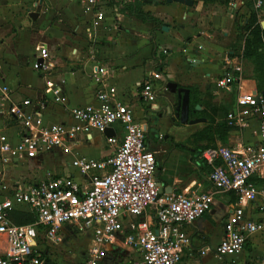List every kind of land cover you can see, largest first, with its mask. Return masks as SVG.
<instances>
[{
    "label": "crops",
    "instance_id": "obj_1",
    "mask_svg": "<svg viewBox=\"0 0 264 264\" xmlns=\"http://www.w3.org/2000/svg\"><path fill=\"white\" fill-rule=\"evenodd\" d=\"M255 1L219 0V3L227 2L228 5L225 16L221 18V23L225 26L223 28L225 35L229 34L227 31L229 28L244 34L243 25L254 11H256L260 26L264 27V2L256 10ZM135 2L136 0H98L92 8H89L75 0H43L42 2L0 0V25L3 22L23 25L13 38L4 36V33L0 31V79L10 88L6 105L17 104L22 107V101L29 99L32 105L26 110L32 109L33 106L36 107L37 102L43 96L45 81L50 80L60 86L67 103L65 105L56 103L46 95L43 121L46 124L73 125L74 120L69 113V108L96 104V92L99 85L91 79V69L92 65L97 62L105 65L109 70L104 79L106 87H114L115 99L132 109L136 121L147 125L145 145L154 153L157 165L156 179L161 192L188 195L207 193L213 197V204L208 212L193 223L183 226L189 243L182 249L180 264H262L264 233L249 235L243 249L235 256L220 259L215 255L213 248L223 235L224 222L234 204L231 201L232 194L219 193L213 189L208 181V169H200L204 167L200 153L195 157L193 155L196 152L195 148L186 144L191 135L190 129L186 127V124H177L172 118L170 120L168 106L164 103L163 96L157 97L156 102L159 107L152 110L149 103L144 101L140 95V84L149 78L151 72H157L156 68L162 62L165 63L160 74L163 77L164 73L171 76L172 71L178 66L176 62L179 58H181V63L183 62V56L185 61L193 67L192 69L199 68L204 76L213 80L229 70L230 66L224 64L217 75L215 70L220 54L216 52L217 54L214 53L216 58L205 59L203 45L202 48H198L200 51L187 47L185 48L186 53L178 51L184 49L183 40H181L184 31H178L170 25L168 20L172 21L178 17L180 4H166L164 0L141 1L140 7L143 11L150 12L162 21L157 28L154 22L144 21L135 15L133 6H130ZM30 12L38 13L37 17L32 19ZM97 12H102L103 18L97 25H94ZM183 17L186 20L187 15L184 14ZM182 23L179 25L181 30H188L190 26ZM164 24L168 26L166 32L161 29ZM237 32L239 46H241L244 38L241 40ZM41 44L47 45L50 59L54 54L59 55V59H56L51 69L43 75L32 68V62L37 53L36 47ZM197 44L200 45L198 42ZM163 50H166L167 54ZM16 52L22 54V60L17 58ZM172 52L176 54L168 57ZM228 53L232 55L234 52L228 49ZM185 55L188 57L186 58ZM211 63L213 65L209 66ZM183 65L186 67L185 62L182 67ZM174 81L180 85L176 80ZM240 83L243 89L257 91L254 79L240 80ZM207 86L208 83H206V88ZM160 94L163 93L159 92L158 95ZM229 94H233V105L237 94L236 84H234L233 93ZM148 105L149 108H146ZM159 109L162 110V114ZM164 113L167 115L162 116ZM112 130L113 136L120 141L123 133L122 127L115 125ZM0 134H6L12 140L17 141L20 134L18 122L6 114L1 115ZM228 135L235 136L238 140V142H233L229 139V145H227L229 147L243 142L255 143L258 140L257 135L252 134L251 130H232ZM167 141H171V145ZM174 144H182L187 151L186 148L179 149ZM112 150L113 146L108 143L104 133L98 131H93L91 135L79 133L71 141V152L63 153L61 150H56V152L34 159H14L5 166L0 163V173L9 184L14 182L26 185L36 184L49 174L70 176L81 182L82 176L71 167L70 161L79 155L96 159L106 158ZM46 158L49 159L48 165V161L45 162ZM159 166L160 169H158ZM32 170H35L34 174L29 173ZM258 184L264 186L259 182ZM246 213L251 219L261 217L260 213L250 208L246 209ZM150 214L151 212L147 210L135 220L150 222L152 219ZM128 221L129 218L123 219V233H117L113 241L106 245L105 255L109 258L107 264H134L140 261L139 251L123 244V238L128 231ZM78 234L84 235L87 241L82 249L81 259L77 263L81 264L92 242V231H78L70 223L61 225L58 230V235L62 239L67 238L73 244H77L73 236ZM43 237L44 241L46 239L44 234ZM41 243L37 238L36 251L46 256L47 245ZM205 247H208L210 251L203 254L201 251ZM5 250V239L0 236V254ZM121 256L123 257L120 258ZM103 262L104 257L100 264H106Z\"/></svg>",
    "mask_w": 264,
    "mask_h": 264
},
{
    "label": "built area",
    "instance_id": "obj_2",
    "mask_svg": "<svg viewBox=\"0 0 264 264\" xmlns=\"http://www.w3.org/2000/svg\"><path fill=\"white\" fill-rule=\"evenodd\" d=\"M75 1L89 8L98 2ZM263 2L256 0L255 9ZM102 18V12L95 13L94 25ZM36 52L32 68L43 75L53 66L47 45H38ZM229 62L230 58L227 60L229 70L215 80L217 87L229 93H233L236 84L235 101L226 114L227 125L236 131L251 130L258 140L230 147H208L200 154L211 169L208 181L213 189L236 197L224 222L223 235L213 248L220 259L238 254L249 235L264 233V186L256 181L264 179V93L243 89L239 77L234 74L239 67ZM108 73L105 65L98 62L92 65L91 79L99 85L96 104L70 107L69 113L74 120L70 126L43 121L46 95L56 103H67L60 86L46 80L43 96L36 107L26 110L32 105L29 99L22 101V107L6 105L10 88L0 79V116L12 117L18 122L20 131L17 141L0 134V163L3 166L14 159H34L56 150L71 152V141L79 133H103L115 125H120L123 131L120 141L116 136L107 137L113 150L106 158L79 155L70 161L71 167L82 176L81 182L70 176L49 174L36 184H9L0 173V236L6 242L0 264H49L41 260L36 251L37 227L42 226L45 238L55 242L59 227L69 223L78 231L91 230L93 234L81 264H100L103 248L117 233H123L125 218L129 221L123 244L140 253V261L134 264H180L182 249L189 243L183 226L208 212L213 197L207 193L161 192L156 181L154 153L145 145L147 125L136 121L132 109L115 99L114 87H106L104 83ZM160 78V73L151 72L140 84L141 98L152 110L158 109L156 101L160 87L156 80ZM247 208L257 211L261 217L251 219L246 213ZM14 210L34 213L35 222L14 223L10 218ZM147 210L151 212L150 222L135 220ZM206 251H210L208 247L201 252Z\"/></svg>",
    "mask_w": 264,
    "mask_h": 264
},
{
    "label": "rangeland",
    "instance_id": "obj_3",
    "mask_svg": "<svg viewBox=\"0 0 264 264\" xmlns=\"http://www.w3.org/2000/svg\"><path fill=\"white\" fill-rule=\"evenodd\" d=\"M193 1L194 2L192 6H186L180 4L181 6H180V10L178 11L179 12L178 17L173 19L172 21L168 20L170 25L177 28L178 31H184L182 33V39H181L183 40L182 44H184L183 47L184 49H179L178 51L179 52L182 51L183 53H186V49H185L186 47L200 51V49L198 48H202L203 45L205 47L203 48L205 59H210L215 57L214 53L216 52L220 54V57H218L219 62L218 64H216L217 69L215 70V73L217 75H219V69H221L224 64L225 66L228 65L227 60L230 58L229 64L231 63L233 66L239 67V71L237 72L234 71L235 72L234 74L237 77H239L240 80H246L248 78L255 80V74H258L259 77L261 78L263 76V73L261 71L264 70L261 69V71L255 72L253 62L243 57V51H244V40H242L243 38L241 39L242 45L239 46L238 36L236 35L237 31H233V28L231 29L229 28L227 30L229 34L227 35L224 34L223 28L225 26L223 23H221V18H223L226 14V9L228 7L227 2L219 3V0H193ZM184 14L187 15L186 20L183 17ZM183 20H185V22ZM182 21L185 24L182 23ZM180 23L184 24L185 26H190L194 29L188 27V30H181V28L179 27ZM156 26L157 28H159L158 25ZM22 27L23 25L19 26L16 23L12 24V23L3 22V24L0 25L1 28L0 31L4 33V36L13 38V36L16 35L15 33L19 32L22 29ZM197 42L200 45H198ZM228 49H231V51H233L234 53L232 55L229 54ZM18 53L19 52H16V55ZM165 53L167 54V52ZM175 54H176L175 52H172L169 54L168 57H171V55H175ZM21 55L22 54H18L17 58L21 59L22 58ZM185 56L186 58L188 57L187 55ZM56 59H59L58 54L52 55L50 62L54 63ZM182 60L183 62H185L186 67H184V65H183L184 68L182 67L183 62L181 63V58H179V60L176 62V65L178 66L176 70L172 71L171 76L164 73V77L160 75L161 78L156 80V83L160 87L157 91V97L163 96L164 103H166V101L169 100L172 104L169 107H173L176 104V95L168 92V90L166 89L167 81H169L170 79H174L181 86H185V87L189 86L194 89H197L196 95L194 96L200 100L199 105L201 108L200 110H198V113L204 112L205 114L212 116L217 121L222 120L225 111L228 109L230 110L233 106L232 105L233 94L226 93L224 90L216 86L215 80L217 79V77L215 80H213L212 78L209 79L207 76H204L203 72L199 70V68L192 69L193 67H191L188 64V61H185L183 56H182ZM210 65L212 66L213 63L209 64V66ZM206 83H208L207 86L208 88H206ZM159 92L160 93L162 92L163 94L158 95ZM146 108H149V105ZM159 110H160V114H162V110L161 109ZM200 117H204L206 121L204 123H198L194 125L186 124V127L190 129L189 131L191 132V134L201 130L207 123L206 116L201 115ZM229 139H232L233 142H238L235 136L231 137L230 135H228L224 139L217 137L215 143L210 146H227L229 145ZM160 140H162V136H160ZM167 142H169V144L171 145V141H167ZM204 143L206 144V142L204 141L202 142V141H198L197 139H194L193 137H191V135L186 142L188 146L194 148H196L197 146H201ZM185 150L187 151V148ZM48 160L49 159L46 158L45 162H47ZM48 163L49 161L47 162V165ZM32 171H29V173L34 174L35 170ZM43 234H44L43 231L38 232L37 238L38 241L42 242L41 244L47 245L48 253L46 254V256L41 255L40 256L41 260L49 264H56L63 262H70L73 264L79 263L81 259L80 257H81L82 249L85 247L87 242L84 235L78 234L73 236V238L77 242V244H73L67 238L62 239L60 235H58V239L55 242L48 241L47 239L43 241L44 239ZM72 253H74V257H72ZM123 253H125V251H123ZM103 254H104L103 263L107 264L109 258L108 256L105 255L106 246L103 248ZM122 257L123 256H121L120 258ZM117 258L119 259V256H117Z\"/></svg>",
    "mask_w": 264,
    "mask_h": 264
},
{
    "label": "trees",
    "instance_id": "obj_4",
    "mask_svg": "<svg viewBox=\"0 0 264 264\" xmlns=\"http://www.w3.org/2000/svg\"><path fill=\"white\" fill-rule=\"evenodd\" d=\"M141 1L143 0H136L135 3L130 5L133 6L135 15H137L144 21L154 22L159 27L162 24V21L154 17L150 12L143 11L140 7L142 3ZM257 20L258 19L256 16V11H254L251 13L246 24L243 25L245 33L238 34L241 39L244 38L243 57L253 62L255 72L261 71V69L264 70V27H261ZM164 66V62L158 65V67L156 68L158 70L157 72L161 74L162 68ZM261 72L263 73V76L260 78L258 74H255V80L257 91L264 93V71ZM187 88H189V117L193 119L198 116L200 117L201 115H204L207 118V123L205 124V126L201 130L191 134V137H193L194 139L206 142V144L204 143L203 145L197 146L195 148L196 152L193 155L196 157L199 155L198 153L201 154L202 150L208 148V146L215 147L210 145H213L215 143L217 137L224 139L233 129L232 127L228 126L226 122V114L228 113L229 109L225 111L223 118L220 121L215 120L212 116H209L204 112L198 113V110H195V106L197 104L199 105L200 100L194 96L196 95L197 89H194L189 86ZM176 122L177 124H181L179 121ZM174 146L179 149H185L182 144H174ZM202 163L204 167H200V169L207 168L209 174L211 170L210 167L207 166L204 162ZM158 169H160V166ZM257 182L264 184V179L258 180ZM235 200L236 197L232 194L231 201L234 202ZM10 218L14 223L23 225L35 222L36 215L28 211L14 210L11 212ZM42 229V226L37 227L38 232L42 231ZM41 255L44 254H39V258Z\"/></svg>",
    "mask_w": 264,
    "mask_h": 264
},
{
    "label": "water",
    "instance_id": "obj_5",
    "mask_svg": "<svg viewBox=\"0 0 264 264\" xmlns=\"http://www.w3.org/2000/svg\"><path fill=\"white\" fill-rule=\"evenodd\" d=\"M166 4H171V3H178V4H183L186 6H192L193 5V0H164ZM38 13L36 12H30V17L32 19H35L37 17ZM264 23V22H263ZM162 31H168V26L166 24L162 25L161 27ZM166 88L168 92L175 94L176 95V101L177 105L175 107V116L172 117V120H175V118H179V122L181 124H189V125H194L198 123H204L206 119L204 117H196L193 119H189V88L185 86H178V84L174 81V79H170L166 83ZM168 110L170 113V108L171 102L169 100L166 101ZM159 107V106H158ZM200 105L195 106V110H200ZM166 113H164L162 116H165ZM107 137L113 136V130L111 127L106 128L103 132ZM158 182V180L156 179Z\"/></svg>",
    "mask_w": 264,
    "mask_h": 264
},
{
    "label": "flooded vegetation",
    "instance_id": "obj_6",
    "mask_svg": "<svg viewBox=\"0 0 264 264\" xmlns=\"http://www.w3.org/2000/svg\"><path fill=\"white\" fill-rule=\"evenodd\" d=\"M178 86H181V85H178ZM176 105H177V101H176V104L173 107H171V109H170V114H169V118L170 119L175 116V112H176L175 107H176ZM189 119H191V118L189 117ZM175 120L179 121V118H175Z\"/></svg>",
    "mask_w": 264,
    "mask_h": 264
}]
</instances>
